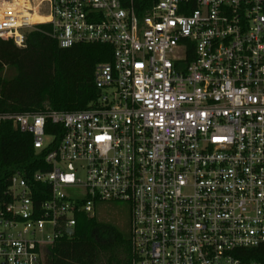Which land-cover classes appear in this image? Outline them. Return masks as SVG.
<instances>
[{
    "label": "built area",
    "instance_id": "obj_1",
    "mask_svg": "<svg viewBox=\"0 0 264 264\" xmlns=\"http://www.w3.org/2000/svg\"><path fill=\"white\" fill-rule=\"evenodd\" d=\"M30 31L113 59L87 110L0 113L51 167L0 197V264H46L103 203L130 209L132 264H264V0H0V39Z\"/></svg>",
    "mask_w": 264,
    "mask_h": 264
},
{
    "label": "trees",
    "instance_id": "obj_2",
    "mask_svg": "<svg viewBox=\"0 0 264 264\" xmlns=\"http://www.w3.org/2000/svg\"><path fill=\"white\" fill-rule=\"evenodd\" d=\"M112 57L110 46L88 44L62 49L56 40L39 31L28 33L25 48L0 39V113L87 110L99 97L94 83L96 67L111 62ZM53 132H59L61 137L63 129L49 123L47 133ZM48 152L38 153L32 136L21 133L11 122L2 124L0 197L16 172L21 171L31 179L38 171H50L46 163ZM44 199L41 194L37 196L38 202ZM250 258L264 262V246L251 251ZM132 261L131 233L125 235L115 226L81 213L75 234L50 247L46 264H132Z\"/></svg>",
    "mask_w": 264,
    "mask_h": 264
},
{
    "label": "rangeland",
    "instance_id": "obj_3",
    "mask_svg": "<svg viewBox=\"0 0 264 264\" xmlns=\"http://www.w3.org/2000/svg\"><path fill=\"white\" fill-rule=\"evenodd\" d=\"M38 3L40 0H34ZM95 217L102 223L118 228L123 234L131 231V213L128 205L122 203L99 204L94 211Z\"/></svg>",
    "mask_w": 264,
    "mask_h": 264
},
{
    "label": "bare ground",
    "instance_id": "obj_4",
    "mask_svg": "<svg viewBox=\"0 0 264 264\" xmlns=\"http://www.w3.org/2000/svg\"><path fill=\"white\" fill-rule=\"evenodd\" d=\"M35 20H36V21H43L44 19H42V17H40V16H36V17H35Z\"/></svg>",
    "mask_w": 264,
    "mask_h": 264
},
{
    "label": "snow or ice",
    "instance_id": "obj_5",
    "mask_svg": "<svg viewBox=\"0 0 264 264\" xmlns=\"http://www.w3.org/2000/svg\"><path fill=\"white\" fill-rule=\"evenodd\" d=\"M100 139H105V137H101ZM68 179H71V177H69Z\"/></svg>",
    "mask_w": 264,
    "mask_h": 264
},
{
    "label": "water",
    "instance_id": "obj_6",
    "mask_svg": "<svg viewBox=\"0 0 264 264\" xmlns=\"http://www.w3.org/2000/svg\"><path fill=\"white\" fill-rule=\"evenodd\" d=\"M69 233L72 234L73 233L72 230H69Z\"/></svg>",
    "mask_w": 264,
    "mask_h": 264
}]
</instances>
